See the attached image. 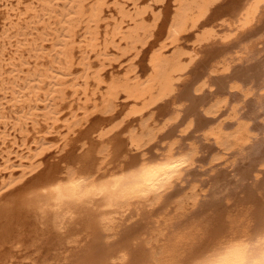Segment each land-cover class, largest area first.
Here are the masks:
<instances>
[{"label": "bare ground", "instance_id": "6f19581e", "mask_svg": "<svg viewBox=\"0 0 264 264\" xmlns=\"http://www.w3.org/2000/svg\"><path fill=\"white\" fill-rule=\"evenodd\" d=\"M153 1L0 0V264H264V0Z\"/></svg>", "mask_w": 264, "mask_h": 264}, {"label": "rangeland", "instance_id": "374dc122", "mask_svg": "<svg viewBox=\"0 0 264 264\" xmlns=\"http://www.w3.org/2000/svg\"><path fill=\"white\" fill-rule=\"evenodd\" d=\"M141 1H144V0H138V2H141ZM145 1H147V0H145ZM15 2H16V0H11V2L10 3H8V4H12L13 5V7H15ZM152 2V4H154V5H156L157 6V4H158V6H159V9H161V8H164L166 5H167V2L169 3V1H167L166 3H164V4H160V2L159 3H156L155 1H153V0H150V3ZM26 4L27 5H32V4H38V2H37V0H26ZM144 4H146V3H144ZM164 5V6H163ZM130 8L131 9H133V5H131L130 6ZM134 10V9H133ZM15 18V17H14ZM15 19H17V17L15 18ZM3 25H1L0 26V34H1V32L3 31V27H2ZM186 44V43H185ZM127 60V57L124 59V61H126ZM138 60L141 62V65H142V61L140 60V58H138V59H136L135 61H136V63L139 65V67H141V65H140V63H138ZM117 65V66H116ZM127 69V64H124L123 66H118V64H115V68L113 69V72H115V73H118V74H122L125 70ZM139 69V68H138ZM119 70V71H118ZM121 71V72H120ZM95 115H93L91 118H93ZM64 132H66V130H64ZM53 156H54V154H51V155H49V158H50V160H52L53 159ZM56 156V155H55ZM15 172H16V174H15V176H20L21 174H22V172H21V168H16L15 169ZM6 173V174H5ZM4 173V176L5 177H8L9 176V174H8V172H5ZM1 178V177H0Z\"/></svg>", "mask_w": 264, "mask_h": 264}]
</instances>
